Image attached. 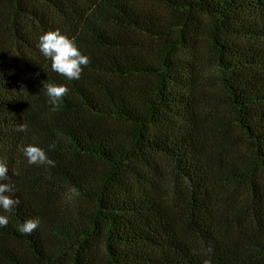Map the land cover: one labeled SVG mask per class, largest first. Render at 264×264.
Instances as JSON below:
<instances>
[{
	"label": "trees",
	"instance_id": "16d2710c",
	"mask_svg": "<svg viewBox=\"0 0 264 264\" xmlns=\"http://www.w3.org/2000/svg\"><path fill=\"white\" fill-rule=\"evenodd\" d=\"M56 29L79 80L37 48ZM0 161V264H264V0H0Z\"/></svg>",
	"mask_w": 264,
	"mask_h": 264
},
{
	"label": "clouds",
	"instance_id": "9594fccd",
	"mask_svg": "<svg viewBox=\"0 0 264 264\" xmlns=\"http://www.w3.org/2000/svg\"><path fill=\"white\" fill-rule=\"evenodd\" d=\"M37 48L41 54L51 62L52 71L65 77L68 80H79L83 71V67H87L90 60L89 57L83 55L75 40L61 34L59 29L47 31L39 36ZM46 91L48 103L52 106V110L56 111L60 107L61 100L68 94L67 86L54 82H45L42 84ZM28 130L26 123H19L16 131L25 133ZM54 145L49 146L51 150ZM17 151L26 158L29 165H45L55 167V161L50 159L44 149L35 144H20ZM9 170L5 163L0 161V210L11 213L13 208L20 204L18 198H14L15 186L6 183L9 178ZM38 219H26L22 224L18 225V231L24 235H31L38 228ZM8 226V217L0 215V227ZM212 246L207 249V258L202 264H212L211 252Z\"/></svg>",
	"mask_w": 264,
	"mask_h": 264
}]
</instances>
